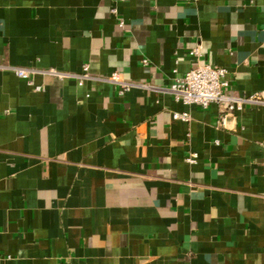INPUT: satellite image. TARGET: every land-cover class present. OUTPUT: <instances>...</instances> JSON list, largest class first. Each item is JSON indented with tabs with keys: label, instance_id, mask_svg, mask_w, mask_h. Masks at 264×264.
<instances>
[{
	"label": "crops",
	"instance_id": "1",
	"mask_svg": "<svg viewBox=\"0 0 264 264\" xmlns=\"http://www.w3.org/2000/svg\"><path fill=\"white\" fill-rule=\"evenodd\" d=\"M0 264H264V0H0Z\"/></svg>",
	"mask_w": 264,
	"mask_h": 264
},
{
	"label": "built area",
	"instance_id": "2",
	"mask_svg": "<svg viewBox=\"0 0 264 264\" xmlns=\"http://www.w3.org/2000/svg\"><path fill=\"white\" fill-rule=\"evenodd\" d=\"M195 54L199 55V49H196ZM15 72L18 77L30 81L31 74L29 70L16 69ZM48 73L60 80L74 79L80 85H83L85 80L90 78L87 66L83 67L81 74H67L57 70H51ZM227 75V71L223 68L213 67L209 64H199L183 77L175 79L170 87L165 88L164 91L186 105H197L203 109H208L212 105L221 107L223 110L219 116V121L224 125L227 113L242 110L245 104H261L263 102L259 95L249 98L232 95ZM112 81L119 84L120 95H125L131 87L129 83L121 81L117 74L113 75ZM176 117L187 118L183 115H177Z\"/></svg>",
	"mask_w": 264,
	"mask_h": 264
}]
</instances>
